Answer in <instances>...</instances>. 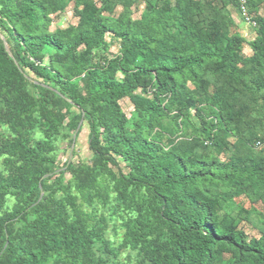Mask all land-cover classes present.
Here are the masks:
<instances>
[{"label":"trees","instance_id":"1","mask_svg":"<svg viewBox=\"0 0 264 264\" xmlns=\"http://www.w3.org/2000/svg\"><path fill=\"white\" fill-rule=\"evenodd\" d=\"M71 2L77 26L52 32L50 17ZM141 2L146 13L133 19ZM224 2L247 8L256 32L250 57L242 54L246 40L230 31ZM262 6L264 0H104L102 7L94 0H0V33L10 50L0 38V127L13 134L0 132L9 172L0 175V205L8 195L17 201L0 216V264H108L95 253L98 241L113 252L102 225L84 219L68 187H100L103 176L128 207L141 206L122 243L141 253V264H264V227L249 239L232 217L235 197L264 199V150L241 149L264 143ZM112 43L118 53L94 62ZM80 76L83 90L74 81ZM125 98L131 118L120 105ZM74 107L88 123L93 158L59 168L51 139ZM193 119L200 126L189 133ZM167 120L173 129L165 146ZM37 124L45 139L34 144L29 132ZM232 136L239 146L227 144ZM121 159L128 174L113 169ZM63 169L71 174L67 186L57 176ZM54 186L64 200H56ZM19 221L27 227L17 232Z\"/></svg>","mask_w":264,"mask_h":264},{"label":"rangeland","instance_id":"2","mask_svg":"<svg viewBox=\"0 0 264 264\" xmlns=\"http://www.w3.org/2000/svg\"><path fill=\"white\" fill-rule=\"evenodd\" d=\"M99 7H102L104 0H94ZM223 2V1H222ZM224 9L229 13L231 17V33H237L242 38L246 40L243 44L242 54L245 57L252 56V50L248 45L255 36L256 32L251 21H249V16L247 8L246 10H240L234 7L231 3L224 2ZM121 12V8L118 7L116 10V15ZM132 18L141 19L145 11V3H137L132 7ZM259 15L264 16V6L259 10ZM149 18L150 16L147 15ZM52 19L50 30L52 32L56 30H65L71 26H77L78 19L74 15V2H71L68 8L64 12H59L50 17ZM0 33V38L4 40ZM107 41H111L110 37ZM119 51V43H112L108 52L97 51L94 58V62L103 63L105 60L111 59ZM31 79H34V75L30 72L27 73ZM83 76H80L76 80L80 89H84V82L81 80ZM30 91L33 93V88L29 87ZM202 104V103H201ZM121 108L128 118H131L134 112L133 104L130 99L125 98L120 101ZM204 108L205 104H202ZM37 116V114H36ZM77 124V127H76ZM64 127H61L59 133L55 134L51 141L55 147L54 153L51 157L54 158L56 166L59 168H64V165L68 163L69 166H78L81 163H90L93 158V153L89 146V126L87 121L83 120L80 115V111L77 108H72L71 113L68 118L65 119ZM197 120L193 119L192 122L187 126V131L189 133L194 132V127H199ZM81 131L76 137L79 128ZM173 129V124L171 121L167 120L163 123L162 132L160 134V141L165 145H169V140L171 136V130ZM0 132L4 136H12L13 134L10 130L2 126L0 127ZM29 136L32 142L35 144L43 139L45 135L43 134L41 128L37 124L36 127L29 132ZM258 142L254 144H246L245 147H241L244 152L260 153L264 150V143L261 146L257 145ZM227 144L229 146L238 145L239 142L237 138L228 137ZM209 148V147H208ZM213 156L224 161L225 156L223 154L213 153ZM120 168L113 167V169L118 172L120 169L123 170L125 174H128L126 161L119 160ZM0 175L7 178L9 172L5 166V156L0 155ZM57 176L63 177L61 185L67 186L71 179V174L68 169L59 170ZM101 186H96L84 192L78 191L74 186V183L69 184V192L76 196L77 198V210L89 224L94 226L96 223L102 225L103 229V240L112 247L113 252L111 254L106 253L105 250L100 249L101 241L96 242L95 253L97 256L103 257L108 264H141V253L137 249H130L128 247H123L122 243L124 241V236L126 234V227L128 220L138 219L139 216L143 215L141 212V206L133 204L130 207L126 205V202L119 197V195L113 190V183L109 181L106 176L100 178ZM53 190L56 200H64L65 194L54 186ZM46 196L45 193L41 194V197ZM106 198V200H105ZM235 210L232 213V217L236 219V223L239 229H242L246 235L251 238H260V232L263 229L264 221V199L263 201L257 202L255 204L251 203L245 195L241 194L234 199ZM17 205L16 198L13 196H6L4 198V203L2 207L0 205V216L7 212L12 211V209ZM68 216L72 220L75 218L73 210L68 208ZM101 219H105V222H100ZM27 227L25 221H19L15 225V230L17 232L22 231Z\"/></svg>","mask_w":264,"mask_h":264},{"label":"water","instance_id":"3","mask_svg":"<svg viewBox=\"0 0 264 264\" xmlns=\"http://www.w3.org/2000/svg\"><path fill=\"white\" fill-rule=\"evenodd\" d=\"M3 41H4V45H5V49H6V51L10 54V50H9V48H8V45H7L6 41H5V39H4ZM10 56H11V55H10Z\"/></svg>","mask_w":264,"mask_h":264},{"label":"built area","instance_id":"4","mask_svg":"<svg viewBox=\"0 0 264 264\" xmlns=\"http://www.w3.org/2000/svg\"><path fill=\"white\" fill-rule=\"evenodd\" d=\"M242 2L245 3V0H242ZM257 145H258V146H261V143L258 142Z\"/></svg>","mask_w":264,"mask_h":264}]
</instances>
